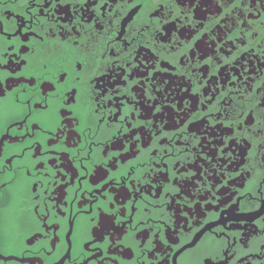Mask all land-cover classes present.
<instances>
[{
  "label": "flooded vegetation",
  "instance_id": "af4514ba",
  "mask_svg": "<svg viewBox=\"0 0 264 264\" xmlns=\"http://www.w3.org/2000/svg\"><path fill=\"white\" fill-rule=\"evenodd\" d=\"M0 264H264V0H0Z\"/></svg>",
  "mask_w": 264,
  "mask_h": 264
}]
</instances>
